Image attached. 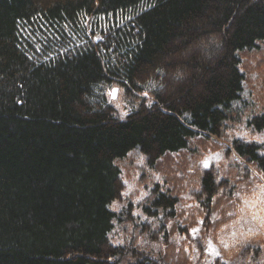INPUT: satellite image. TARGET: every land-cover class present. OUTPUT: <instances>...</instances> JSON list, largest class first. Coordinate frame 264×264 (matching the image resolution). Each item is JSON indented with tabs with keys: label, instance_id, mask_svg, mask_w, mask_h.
<instances>
[{
	"label": "trees",
	"instance_id": "obj_1",
	"mask_svg": "<svg viewBox=\"0 0 264 264\" xmlns=\"http://www.w3.org/2000/svg\"><path fill=\"white\" fill-rule=\"evenodd\" d=\"M258 43L264 0H0V264H207L235 208L229 181L244 183L248 166L264 175V144L232 139L228 123L239 56ZM115 86L132 102L125 118L108 100ZM247 126L264 133V114ZM193 140L204 157L223 148L224 167L187 162ZM135 150L151 171L139 224L131 203L110 208L125 189L118 162ZM115 223L142 239L114 244ZM221 251L210 264H264Z\"/></svg>",
	"mask_w": 264,
	"mask_h": 264
},
{
	"label": "rangeland",
	"instance_id": "obj_2",
	"mask_svg": "<svg viewBox=\"0 0 264 264\" xmlns=\"http://www.w3.org/2000/svg\"><path fill=\"white\" fill-rule=\"evenodd\" d=\"M112 20L113 19L111 17L109 19L102 18L100 21L107 26L108 21L111 23ZM91 29L99 31V29H95L94 26L91 27ZM87 30L86 36L89 35V29ZM43 33L44 31L32 29L27 30L25 34L32 42H35L37 45H42L43 43H46V41L43 40ZM71 38L75 42L79 41V37L76 34L71 35ZM101 39L102 36L99 35L91 37V40L95 43ZM239 58L242 62L241 71L245 76V81L239 100L232 106L234 120L228 122L231 126L230 129L236 132V134L231 136V138H239L245 142H257L264 144V133L256 134L255 131L253 132L247 128V123L252 117L264 114V45L259 43L256 44L254 49L244 51V53L240 54ZM113 88H117L120 91L115 100H113L109 95V91L107 94L108 100L116 109L118 116L125 118L133 109L132 102L127 100V92L124 88L119 86H115ZM227 142L231 143L230 140ZM217 143L221 145L224 144L229 147L226 142L221 141V143ZM207 147H209L213 153L210 151L209 154H207V157H204V144L198 140H193L190 150L185 152V160L195 167L201 164V167L203 168L202 170L209 169L210 167H213L216 170L223 168L225 160L223 157L221 158L218 156V152L220 156H223L224 149L222 148L219 151L215 150L212 144H209V146L207 145ZM180 154L177 155L179 158L181 156ZM178 157L177 159H179ZM205 160L209 161V167L207 168L204 167ZM236 160L237 158L234 157L230 158L228 161L230 164L234 165L233 163ZM239 162L244 163L241 160ZM118 164L122 171L125 189L122 199L114 202L110 208L112 211L121 212L129 203H131L133 210L131 215L134 216L133 223L139 224L146 220L142 205L150 196V183L146 184L145 178L149 173H151V171L146 168L145 157L142 156L138 150L130 153L126 159L119 161ZM201 167H199V170ZM248 167L254 174H248L245 177L246 181L241 185L235 183L236 181L234 182V180L231 179L229 181L230 183L228 188H225L224 196L228 197L231 193L234 199L235 208L231 211L233 215L230 216L229 221L226 222L218 231V246L213 244L210 240L207 242V245L211 242L212 246L219 251V256L223 254L221 251L222 249L225 252L224 256L237 255L238 260H240V258L243 260L247 258L248 260H251V257L254 256L258 257V259L261 256L264 260V227L260 226L259 221L251 220L247 213H240L238 211L239 208L243 207L241 197H243L245 192H249V194H251L250 190L254 185L264 187V175L253 166ZM238 187L240 188L239 190ZM238 192L241 194L240 197L237 196ZM261 199L264 200V196H261ZM261 215L264 216V213H261ZM159 218L163 219L162 215H160ZM150 220L147 221L151 222ZM168 226H170V224H168ZM123 227H125V229H123ZM137 228L138 226L131 228L124 224L119 225L115 223V228L110 235L112 242L114 244H123L130 239L132 235V237H139L140 234H135ZM142 237L143 236H140L139 239L141 240ZM225 245H227V247H225ZM207 257V264H210L216 256L207 251Z\"/></svg>",
	"mask_w": 264,
	"mask_h": 264
},
{
	"label": "snow or ice",
	"instance_id": "obj_3",
	"mask_svg": "<svg viewBox=\"0 0 264 264\" xmlns=\"http://www.w3.org/2000/svg\"><path fill=\"white\" fill-rule=\"evenodd\" d=\"M119 89L112 88L109 92V95L112 97L113 100L117 98V95L119 93ZM146 96L147 93H144ZM204 167H209V161H204ZM251 194L249 192H245L242 199L243 207L239 208L238 211L240 213H247L249 215V218L253 221H259L260 226L264 227V216L261 215V213H264V200L261 199V196H264V187L260 185H254L251 188ZM237 196L240 197L241 194L238 192ZM229 216H232L233 213H228ZM200 224H203V221H199ZM199 231L198 228L191 229V232L193 235H195ZM227 247V245H225ZM208 251L210 254L219 257L220 253L217 251L209 242L208 245Z\"/></svg>",
	"mask_w": 264,
	"mask_h": 264
},
{
	"label": "bare ground",
	"instance_id": "obj_4",
	"mask_svg": "<svg viewBox=\"0 0 264 264\" xmlns=\"http://www.w3.org/2000/svg\"><path fill=\"white\" fill-rule=\"evenodd\" d=\"M207 136V135H206ZM208 137V136H207ZM215 137V136H214Z\"/></svg>",
	"mask_w": 264,
	"mask_h": 264
},
{
	"label": "water",
	"instance_id": "obj_5",
	"mask_svg": "<svg viewBox=\"0 0 264 264\" xmlns=\"http://www.w3.org/2000/svg\"><path fill=\"white\" fill-rule=\"evenodd\" d=\"M210 136V135H209Z\"/></svg>",
	"mask_w": 264,
	"mask_h": 264
}]
</instances>
